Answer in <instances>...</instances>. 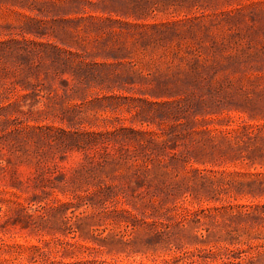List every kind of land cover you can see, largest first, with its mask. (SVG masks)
<instances>
[{"label":"rangeland","instance_id":"1","mask_svg":"<svg viewBox=\"0 0 264 264\" xmlns=\"http://www.w3.org/2000/svg\"><path fill=\"white\" fill-rule=\"evenodd\" d=\"M0 264H264V0H0Z\"/></svg>","mask_w":264,"mask_h":264}]
</instances>
